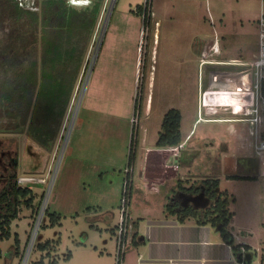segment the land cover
<instances>
[{
	"label": "rangeland",
	"instance_id": "1",
	"mask_svg": "<svg viewBox=\"0 0 264 264\" xmlns=\"http://www.w3.org/2000/svg\"><path fill=\"white\" fill-rule=\"evenodd\" d=\"M98 1L100 8L94 23H82L84 14L79 12L74 18L77 21L74 29L65 34L54 31L51 36L66 63L59 68L64 71L63 86L72 81L70 96L63 103V116L60 119L54 116L51 121L54 129L51 144L43 147L28 134L38 77L25 118L10 117L0 110V151L9 152V158L16 159L13 169L16 184L29 188L33 196L30 207L19 204L18 217L8 228L9 237L0 240V264H115L112 254L129 168L130 129L126 121L129 110L133 111L130 117L135 141L133 151L137 157L134 180L131 183L130 179L128 188L129 209L143 215L148 202L154 213L158 212V196L144 192L143 197L139 192L142 181L139 168L143 158L148 156L156 161L169 156L171 163L178 160L177 150L160 152L155 146L163 115L170 109L180 111L184 140L195 119L244 118L237 112L251 102L230 89H209L212 84L207 79L208 74L219 72L221 67L209 69V65L199 59L203 53L202 58L208 63H219L226 59L224 56L248 61L256 52L257 38L254 34L249 36L255 31L244 33L246 30L237 26V20L243 17L239 8H232V0H208L210 6H206L205 0ZM244 2L248 3L247 9L254 12L259 0ZM23 4L41 15L42 0H35L34 6L33 2ZM225 6L230 10L229 15L222 13ZM20 25L0 15V93L18 81L9 66L22 69L30 59L41 61L40 26L31 30L24 20ZM212 38L220 50L227 48L225 53L221 50L218 55L213 51L208 45ZM136 63H139L138 77L135 76ZM39 70L40 67L37 72ZM235 95L236 100H233ZM202 97L203 107L197 111L198 98L201 102ZM61 104L54 115L60 113ZM4 107L9 108L8 102L0 95V108ZM262 115L256 125L258 131L254 130L253 135L247 123H198L184 146L198 154L191 167H180V177L184 179L178 176V183L188 186L194 182V177L196 181L213 178L212 170L218 172L220 168L219 174L224 177L232 172H227L226 167H233L236 158L255 157L258 155L255 150H259L260 171L256 169L255 182L247 186L224 185L222 190L236 195L243 191L244 194L254 190L264 192V177L260 175L264 168V147L257 149L264 143V112ZM22 121V125H17ZM147 150L152 153L146 154ZM206 152H211L208 165L204 158ZM150 167L153 169L150 177L153 178L154 173L156 176L155 183L159 175L152 165ZM131 171L129 168L130 177ZM160 179H168L166 183L163 181L162 189L167 190L164 194L172 191L170 169L161 173ZM3 186L5 183L1 181L0 190ZM52 213L60 215V224L52 226L49 215ZM129 226L128 237L132 230L130 223ZM258 238L253 239L257 244ZM58 240L60 243L54 245L53 250L41 249L47 241Z\"/></svg>",
	"mask_w": 264,
	"mask_h": 264
},
{
	"label": "crops",
	"instance_id": "2",
	"mask_svg": "<svg viewBox=\"0 0 264 264\" xmlns=\"http://www.w3.org/2000/svg\"><path fill=\"white\" fill-rule=\"evenodd\" d=\"M205 1L206 6H208V4L210 6V2L208 0ZM244 1L245 0H232V8H239L240 16L243 17L242 19L237 20V26L240 27L242 31L245 29L246 31L244 33L252 30L255 31L254 33H250L249 36L253 34L256 36L258 49L257 24L258 17L260 15H264V0H259L258 6L254 9V12H252L253 10L251 8L247 9L248 3ZM229 12L230 10L225 6L222 13H228L229 15ZM251 12L253 13V16L250 15ZM213 41L214 40L212 38V41L208 44L212 46L213 51L218 55L221 53V50L222 53H225L227 48L222 47L220 50L219 44L217 43L216 46ZM242 43H244V41ZM243 47L244 45L242 48ZM240 50L241 49H239V51ZM202 55L203 53L200 55L199 59L203 60L202 62L204 63L205 60L202 58ZM233 57L234 56H224L226 59L220 62L230 63L234 60L243 61ZM216 62L217 61H215V63ZM138 64L139 63H136L135 66L136 77L139 75ZM207 65L212 66V64L209 63H207ZM203 103L204 98L202 97L201 102L200 98H198L197 111L198 109L201 111ZM234 109L235 108L232 110ZM131 115H133V111L130 109L126 115L127 127L130 129L129 149L133 131V124L130 117ZM198 119H195L192 124V130H189L186 136H184V140L185 138L187 139L183 143V147L180 148L181 150H177V153H175L178 158L176 163H171L169 161V156L166 158L159 157L156 161H152L148 156L143 158L142 166L139 168L140 177L142 179V181L139 182V189L141 190L139 192L143 194V197L144 192H154V194L158 196V208H156L158 212L154 213V209L150 205L151 202H148L150 204L144 205L147 207L143 215H141L139 211L135 214V212L130 210L131 208L129 209V223L132 228V235L130 234L128 237V243L123 254L122 264H264V247L262 246L264 245V192L254 190L248 194H244L245 191H243L240 192L239 195H236L234 193L229 194L228 190L225 191V198L228 199L227 210L232 215L228 226L224 230L226 235L225 238L223 236V231L221 230V225H215L210 217L204 220V222H199L197 217H188L183 221H180L177 214L171 215L166 213L167 204L172 201L171 198L173 197V192L177 188L178 176L180 177L181 175L180 167L183 166L188 168L191 167V164L195 163V160L192 157L193 150L186 149V147L184 148V144L191 139L192 136L190 137V135L192 134ZM169 149L174 148H160L159 151H168ZM148 153L152 152H148L147 150L146 154ZM256 153L259 156L261 155L259 150H256ZM259 156L257 158L260 159L261 156ZM136 158L137 157H135L132 166L131 183L134 180V172L137 167ZM151 165L155 168L154 171L158 172L159 176H157V180H159V182L156 180L154 183V178H156L155 173L153 178L150 177V170H153L150 167ZM166 169H170L172 172V181L169 182L173 185V189L167 194H164L167 190L162 189V186L168 181V179L161 180L160 174H163ZM254 170L256 171V169ZM255 171H253V173H249V175L258 177V173H254ZM260 175L264 177V173L262 171ZM256 177H254L253 180H225V178L220 174L214 176V178H217L220 181L221 190L224 185L238 183L242 184V186L250 185V183L255 182ZM180 179L183 180L184 178L180 177ZM196 180L198 179L194 177V181ZM152 196L156 197L155 195ZM240 198L243 199L242 203H240ZM172 204L177 205V203L173 201ZM204 209L199 210L204 213L206 210ZM177 210H179L178 205L174 211ZM115 228L112 230L113 234H115ZM253 229L257 232H261V234L258 236V234H255ZM256 237L260 238H258L260 240L258 244L255 240H253ZM251 240H253V242H251ZM245 253H249L251 255V259L249 261L242 260V255ZM112 256L116 259V246ZM70 257L71 254H69L68 259Z\"/></svg>",
	"mask_w": 264,
	"mask_h": 264
},
{
	"label": "trees",
	"instance_id": "3",
	"mask_svg": "<svg viewBox=\"0 0 264 264\" xmlns=\"http://www.w3.org/2000/svg\"><path fill=\"white\" fill-rule=\"evenodd\" d=\"M66 1V0H65ZM42 11L39 16L37 13L23 8L19 5L17 0H0V15H5L13 24L20 25L24 20L29 29L34 30L37 25L41 28V48L42 56L41 61L37 62L35 58L30 59L22 69H18L15 65L9 66V70L15 78L18 79L16 83L9 88L1 91L0 95L8 102L9 108H0L7 112L10 117L25 118L30 110L32 102V92L35 88V83L38 77V86L36 97L33 104L31 119L28 125V134L41 146L48 147L54 139V129L51 127V121L54 116L60 119L63 116L65 102H67L71 90L72 81L68 85L64 84V71L63 68L66 63H63V54L57 49L55 40L52 39L54 31L60 33H67L74 29V18L79 15V12L84 14L83 19L80 21L86 23H94L97 19L99 12V1L95 0L91 6L76 7L64 3V0H42ZM79 8V10L77 9ZM139 11L141 7L137 8ZM15 67V69H14ZM40 67L39 72L37 68ZM62 103L60 113L54 115V110ZM9 109V110H8ZM0 111V114H1ZM57 120V118L55 119ZM22 123L17 125H22ZM181 127V113L177 109L168 110L161 120L160 131L158 132L157 140L155 142L156 148H173L177 147L182 141L183 136L180 130ZM134 134H132L130 141V149L128 155V167L132 168L135 159L134 147ZM264 139V133L262 134ZM232 179L236 180H253L254 177H241L233 176ZM16 175L12 173L9 182L0 190V240L9 237V226L11 221L18 217L19 204L22 202L27 207H30L33 202L32 191L29 188H21L16 184ZM131 177L126 174L125 188L128 191L130 187ZM179 182V181H178ZM204 183L208 186V190L217 188L218 182L214 180H205ZM180 184L177 183V187ZM129 195V193H128ZM130 196V195H129ZM225 196V195H224ZM223 196V197H224ZM171 201V200H170ZM228 199L219 197L216 201V206L202 211L193 208H182L174 211L177 205H173L172 201L167 204V214H177L180 221L188 217H197L199 222L210 219L215 225H221L223 236L225 238V228L228 226L232 215L227 210ZM47 212V211H46ZM51 216L52 226L60 224V215L56 213L49 214ZM231 242V241H230ZM59 240L53 243L47 241L41 245V249L53 250L54 245L58 244ZM50 253H48L49 255ZM70 254V253H69ZM69 254L67 258L69 257ZM55 264V262L53 263Z\"/></svg>",
	"mask_w": 264,
	"mask_h": 264
},
{
	"label": "built area",
	"instance_id": "4",
	"mask_svg": "<svg viewBox=\"0 0 264 264\" xmlns=\"http://www.w3.org/2000/svg\"><path fill=\"white\" fill-rule=\"evenodd\" d=\"M111 1L114 2L115 0ZM70 2L73 3L75 1L70 0ZM19 4L21 5V1ZM257 35L258 49L250 60H234L230 63H209L212 64V66H208L209 69H216L219 66L221 69H217L219 72H213L214 74L210 72L207 76V79H209V82L212 84L209 89H213L214 87H217L219 91L230 89L231 91H235L237 95L243 96L241 99L246 97L245 99L251 100V102L249 101L243 105L241 111L238 110L237 112L244 118H232V120H237L238 123L249 124L251 135L255 134L254 130L258 131V126L256 125L260 123L261 117L263 116L262 113L264 112V15L258 17ZM214 45L217 46V41L214 42ZM236 97L235 95L232 99L236 100ZM198 111L200 110L198 109ZM182 147L183 143H180L177 147H174V149L179 150ZM262 147H264V143H260L259 149ZM126 174H129V168L126 170ZM120 202L122 216L119 226L117 227L118 234L116 238L115 264H122L123 254L128 243L127 233L130 228V198L126 189L123 191Z\"/></svg>",
	"mask_w": 264,
	"mask_h": 264
},
{
	"label": "flooded vegetation",
	"instance_id": "5",
	"mask_svg": "<svg viewBox=\"0 0 264 264\" xmlns=\"http://www.w3.org/2000/svg\"><path fill=\"white\" fill-rule=\"evenodd\" d=\"M187 142H189V140ZM187 142L184 144V146L187 144ZM211 152L204 153V158L206 159L205 160L206 165H208L209 161H211L209 158ZM192 154H193L192 157L195 158L198 154V151L193 150ZM9 157H10L9 152L0 151V170L2 171V174L0 175V182L3 181L5 185L11 179L12 173H15L13 169H15L14 166L16 164V159L15 158L11 159ZM249 158H251L252 160H254L255 158L258 159L257 156L253 157V155L250 156ZM257 163H258V160L256 162L255 161L243 162V161H240V158L238 157L235 159L233 167H226L227 172H230V171L232 172L230 174H225L224 178L225 180H236V179H232L231 177L233 176L253 177V176H250L249 173H253V171H255L254 169H258ZM220 170L221 168L218 169V172L215 170H212V173H214L215 175H219ZM205 180H210L212 182L216 180L218 182L217 188H213L210 190V187H209V190H208V186L202 183ZM201 192H203L204 198L202 197L197 198V195L200 194ZM225 194L226 192L221 190L220 181L217 178H214V177L213 178H203L201 179V181H196V182L194 181L191 185H188V186L180 185L179 187H177L174 190L173 195H172L174 199L172 197L171 200L177 203L179 209H182V208H193L194 209L193 207L194 205L202 206L206 204L205 209L208 210L210 208L215 207L216 201L218 200V198L221 197L223 199L225 197L224 196ZM183 204H186V207H180Z\"/></svg>",
	"mask_w": 264,
	"mask_h": 264
},
{
	"label": "bare ground",
	"instance_id": "6",
	"mask_svg": "<svg viewBox=\"0 0 264 264\" xmlns=\"http://www.w3.org/2000/svg\"><path fill=\"white\" fill-rule=\"evenodd\" d=\"M25 1V0H24ZM27 2H29L30 0H26ZM72 1H75V0H72ZM85 0H79L78 2H73V5H75L76 7H81L80 5H84V4H86L85 2H84ZM22 3H24V2H22ZM103 19V18H102ZM208 62H204V64H207ZM203 64V65H204ZM148 102H149V100H148ZM201 122H204V123H207V122H216V123H222V122H234V123H236L237 122V120H232V119H224V120H221V119H217V120H207V119H203L202 117H200L199 119H198V122H197V124L198 123H201ZM243 122V121H242ZM197 124L195 125V126H197ZM263 172H264V168H263ZM91 198V197H90ZM89 198V199H90ZM85 200H87V199H85ZM91 200V199H90ZM88 201V200H87Z\"/></svg>",
	"mask_w": 264,
	"mask_h": 264
},
{
	"label": "water",
	"instance_id": "7",
	"mask_svg": "<svg viewBox=\"0 0 264 264\" xmlns=\"http://www.w3.org/2000/svg\"><path fill=\"white\" fill-rule=\"evenodd\" d=\"M240 161H243V162H252V161H257V159L255 158L254 160H252L251 158H249V157H245V158H240ZM258 171V170H257ZM256 172V171H255ZM254 172V173H255ZM204 198V194H203V192H201L200 194H198L197 195V198ZM173 199H174V197H173ZM180 207H186V204H183V205H181ZM194 207V209L195 210H199V209H204L205 207H206V204L205 205H202V206H197V205H194L193 206ZM242 260L243 261H249L250 259H251V255L249 254V253H245V254H243L242 255Z\"/></svg>",
	"mask_w": 264,
	"mask_h": 264
},
{
	"label": "clouds",
	"instance_id": "8",
	"mask_svg": "<svg viewBox=\"0 0 264 264\" xmlns=\"http://www.w3.org/2000/svg\"><path fill=\"white\" fill-rule=\"evenodd\" d=\"M18 1V3L21 1V6L23 7V8H25V6H23L24 4L22 3V2H24L25 4H30L31 2H33V5L32 6H34V3H35V0H30L29 2H27L26 0L24 1V0H17ZM79 0H75V2H78ZM93 1L94 0H85L84 2L86 3V4H84V5H80L81 7H87V6H89V5H91L92 3H93ZM66 2H67V4H69V5H72L73 3H71L70 2V0H66ZM74 2V3H75ZM20 5V4H19ZM73 6H75V5H73ZM25 9H27V8H25ZM29 9H31V8H29ZM174 148V147H173ZM264 173V172H263Z\"/></svg>",
	"mask_w": 264,
	"mask_h": 264
}]
</instances>
